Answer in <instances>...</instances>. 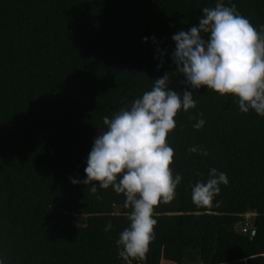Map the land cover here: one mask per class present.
Segmentation results:
<instances>
[{"label":"trees","instance_id":"16d2710c","mask_svg":"<svg viewBox=\"0 0 264 264\" xmlns=\"http://www.w3.org/2000/svg\"><path fill=\"white\" fill-rule=\"evenodd\" d=\"M216 2L0 0V264H264V117L241 113L235 97L201 87L196 107L177 113L167 142L182 181L154 208L143 256L117 244L129 226L124 195L70 183L85 178L103 117L175 71L172 36ZM224 3L264 25V0ZM181 79L172 76L170 90L182 92ZM190 116L205 121L200 130ZM213 168L228 184L210 207L196 205L190 186ZM246 214L254 234L240 230Z\"/></svg>","mask_w":264,"mask_h":264},{"label":"clouds","instance_id":"9594fccd","mask_svg":"<svg viewBox=\"0 0 264 264\" xmlns=\"http://www.w3.org/2000/svg\"><path fill=\"white\" fill-rule=\"evenodd\" d=\"M172 41L175 71L153 80L150 91L125 104L111 118L103 117L106 130L93 139L85 178H70L73 185L90 186L92 194L98 187H111L124 195L129 226L119 234L117 244L132 257L147 252L155 238L154 208L171 202L182 181L180 174L173 175L174 149L167 136L176 128L177 113L196 107L193 91L204 87L220 96L235 97L241 113L251 110L264 117V25L258 30L235 4L226 6L224 0H217L214 7L203 8L197 25L177 31ZM157 51L159 69L165 53ZM177 75L183 77L177 81L184 85L182 92L169 88L171 77ZM189 119L197 120L195 130L205 124L202 118ZM188 151L208 155L199 146ZM222 184H228L227 175L210 169L206 181L190 186L193 203L210 207ZM111 227L109 222L104 231Z\"/></svg>","mask_w":264,"mask_h":264},{"label":"rangeland","instance_id":"374dc122","mask_svg":"<svg viewBox=\"0 0 264 264\" xmlns=\"http://www.w3.org/2000/svg\"><path fill=\"white\" fill-rule=\"evenodd\" d=\"M252 216H253L252 214H246V215H245V219H246V221H248L250 228L252 227V226H251V223H250V219H251ZM82 221H83V218L80 217V216H76V217L74 218V223H75L76 225H80V224L82 223Z\"/></svg>","mask_w":264,"mask_h":264},{"label":"built area","instance_id":"2783aa9c","mask_svg":"<svg viewBox=\"0 0 264 264\" xmlns=\"http://www.w3.org/2000/svg\"><path fill=\"white\" fill-rule=\"evenodd\" d=\"M240 230H241V232H243V233H246V232H248V231H251L252 234L255 233L254 230L250 229V226H249L248 224L245 225V227H242Z\"/></svg>","mask_w":264,"mask_h":264}]
</instances>
